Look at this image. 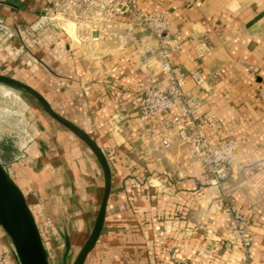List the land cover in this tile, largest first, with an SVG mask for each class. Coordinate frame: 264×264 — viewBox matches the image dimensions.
<instances>
[{
	"label": "crops",
	"instance_id": "0c3cea01",
	"mask_svg": "<svg viewBox=\"0 0 264 264\" xmlns=\"http://www.w3.org/2000/svg\"><path fill=\"white\" fill-rule=\"evenodd\" d=\"M137 2L146 12L167 10L169 30L184 38L172 62L187 73L185 104L211 120L208 132L239 142L224 191L249 219L252 241L243 250L228 238L221 189L189 158L186 145L172 137L161 148L167 114L145 121L133 106L137 82L169 84L149 32L127 17L119 26L124 47L90 49L71 41L70 26L68 35L38 22L45 0H0V72L39 89L98 142L111 165L103 230L86 264H264V0ZM203 37L209 49L199 56ZM195 69L208 78L204 88L190 74ZM89 153L78 174L92 182V213L104 175ZM19 174L14 179L23 189L27 180ZM0 238L10 242L3 230Z\"/></svg>",
	"mask_w": 264,
	"mask_h": 264
},
{
	"label": "built area",
	"instance_id": "2783aa9c",
	"mask_svg": "<svg viewBox=\"0 0 264 264\" xmlns=\"http://www.w3.org/2000/svg\"><path fill=\"white\" fill-rule=\"evenodd\" d=\"M127 17L132 26L149 32L155 38V59L169 78L167 88L150 79L137 82L133 89L134 108L145 121L167 114L161 148L169 147L172 137L186 145L189 158L200 162L212 183L221 189L224 229L228 238L240 249L248 250L252 241L250 221L224 191L239 142L235 138H220L208 132L211 120L199 118L193 108L185 104L188 93L183 90V84L187 73L172 62V54L180 50L184 38L169 30V12H146L139 7L137 0H45L38 22L68 35L70 26L71 41L90 49L107 43H116L122 48L126 35L119 31V26ZM197 47L199 56H203L209 49L206 38H199ZM190 74L197 86L205 87L208 78L200 69ZM259 96L264 102V80ZM179 103L183 104L180 109L172 112ZM7 170L12 175L11 170ZM0 264H20L11 240L4 242L0 238Z\"/></svg>",
	"mask_w": 264,
	"mask_h": 264
},
{
	"label": "rangeland",
	"instance_id": "374dc122",
	"mask_svg": "<svg viewBox=\"0 0 264 264\" xmlns=\"http://www.w3.org/2000/svg\"><path fill=\"white\" fill-rule=\"evenodd\" d=\"M85 150L93 154L51 118L36 98L0 83V158L14 178L20 172L27 180L23 191L41 228L51 264H72L97 214L89 212L92 202L87 192L92 182L81 180L78 174Z\"/></svg>",
	"mask_w": 264,
	"mask_h": 264
},
{
	"label": "water",
	"instance_id": "95a60500",
	"mask_svg": "<svg viewBox=\"0 0 264 264\" xmlns=\"http://www.w3.org/2000/svg\"><path fill=\"white\" fill-rule=\"evenodd\" d=\"M0 83L24 91L38 100L45 112L83 141L99 162L104 175V188L91 231L72 264H86L102 233L107 204L112 189V169L109 159L98 142L81 126L58 112L48 98L32 84L0 72ZM0 229L15 247L20 264H51L49 252L27 196L0 161ZM69 246V242H68Z\"/></svg>",
	"mask_w": 264,
	"mask_h": 264
},
{
	"label": "bare ground",
	"instance_id": "6f19581e",
	"mask_svg": "<svg viewBox=\"0 0 264 264\" xmlns=\"http://www.w3.org/2000/svg\"><path fill=\"white\" fill-rule=\"evenodd\" d=\"M11 92L9 91V90H7L6 92H5V94L6 95H9Z\"/></svg>",
	"mask_w": 264,
	"mask_h": 264
},
{
	"label": "trees",
	"instance_id": "16d2710c",
	"mask_svg": "<svg viewBox=\"0 0 264 264\" xmlns=\"http://www.w3.org/2000/svg\"><path fill=\"white\" fill-rule=\"evenodd\" d=\"M1 146H2V147H5V144H4V143H2V144H1Z\"/></svg>",
	"mask_w": 264,
	"mask_h": 264
}]
</instances>
